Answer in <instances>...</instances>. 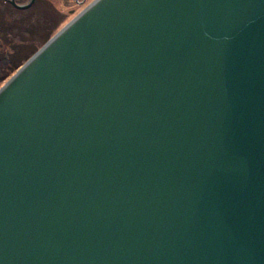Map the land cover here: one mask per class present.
<instances>
[{
  "label": "water",
  "instance_id": "obj_1",
  "mask_svg": "<svg viewBox=\"0 0 264 264\" xmlns=\"http://www.w3.org/2000/svg\"><path fill=\"white\" fill-rule=\"evenodd\" d=\"M88 3L0 88V264H264V0Z\"/></svg>",
  "mask_w": 264,
  "mask_h": 264
},
{
  "label": "trees",
  "instance_id": "obj_2",
  "mask_svg": "<svg viewBox=\"0 0 264 264\" xmlns=\"http://www.w3.org/2000/svg\"><path fill=\"white\" fill-rule=\"evenodd\" d=\"M19 1L21 0H17V2ZM39 1L43 2L44 5H48L49 10L44 11L41 19L37 17L34 20L29 15L16 17L12 13L16 10H23L16 8L8 0H0V84L14 74L20 65L39 49L37 44L39 41L34 36L36 32H41L42 35H45L43 37L44 44L50 38V32L54 31L65 20L64 14L59 8L53 7V3H49L47 0H36L35 4ZM52 9L54 10V14H51ZM9 13L12 14L11 19L7 17ZM56 18L59 19L56 20ZM18 23L22 26L19 27V24L16 28L15 26ZM12 28L19 30L17 32L18 41L14 37H12L14 41L9 38V33L13 30ZM2 42H5L9 46L3 47Z\"/></svg>",
  "mask_w": 264,
  "mask_h": 264
},
{
  "label": "rangeland",
  "instance_id": "obj_3",
  "mask_svg": "<svg viewBox=\"0 0 264 264\" xmlns=\"http://www.w3.org/2000/svg\"><path fill=\"white\" fill-rule=\"evenodd\" d=\"M17 1V0H16ZM49 1V3H53L54 4V6L53 7H55L56 9L57 8H59L60 9V11L64 14V18H65V20L60 24V26L59 27H57L54 31H51L50 33V38L52 37V36H54L66 23H68L90 0H86V2L87 3H85V4H82L81 2H77V1H75V0H47V2ZM28 3L29 2V0H21V1H19L18 3H20V4H25V3ZM21 10H23V11H18V10H16L14 13H12V14H14L16 17H25L26 15H29V17L30 18H33L34 20H36L37 19V17H39L40 19L42 18V16H43V13H44V11L45 10H49V6L48 5H44L43 4V2H38V3H34L31 7H29V8H27V10L26 9H21ZM75 10V11H74ZM72 11H74V12H72ZM12 14H8V18L9 19H11L12 18ZM51 14H54V10L52 9L51 10ZM7 18V19H8ZM8 19V20H9ZM57 19H59V18H56V20ZM55 20V19H54ZM20 23H18L15 27L17 28V26L19 25ZM22 25L20 24V26L19 27H21ZM13 29V28H12ZM19 30H17V29H13L10 33H9V35H10V37L9 38H11L12 39V41H14V39L12 38V37H14V38H16V41H18V37H17V32H18ZM35 38H36V40H38L39 41V43H37L38 44V47L39 48H41L42 46H43V41H44V39H43V37L45 36V35H42V33L41 32H39V33H35ZM2 44H3V47L4 46H9L8 44H6L5 42H2ZM23 64V63H22ZM21 64V65H22ZM16 72V71H15ZM13 75V74H12ZM11 75V76H12ZM11 76L10 77H8L2 84H0V88L11 78Z\"/></svg>",
  "mask_w": 264,
  "mask_h": 264
},
{
  "label": "flooded vegetation",
  "instance_id": "obj_4",
  "mask_svg": "<svg viewBox=\"0 0 264 264\" xmlns=\"http://www.w3.org/2000/svg\"><path fill=\"white\" fill-rule=\"evenodd\" d=\"M75 1L81 2V3H85L86 2V0H75Z\"/></svg>",
  "mask_w": 264,
  "mask_h": 264
},
{
  "label": "bare ground",
  "instance_id": "obj_5",
  "mask_svg": "<svg viewBox=\"0 0 264 264\" xmlns=\"http://www.w3.org/2000/svg\"><path fill=\"white\" fill-rule=\"evenodd\" d=\"M75 11V10H74ZM74 11H72V12H74Z\"/></svg>",
  "mask_w": 264,
  "mask_h": 264
}]
</instances>
